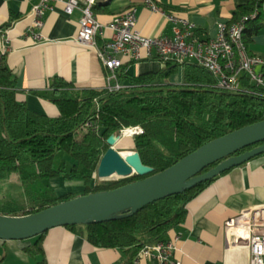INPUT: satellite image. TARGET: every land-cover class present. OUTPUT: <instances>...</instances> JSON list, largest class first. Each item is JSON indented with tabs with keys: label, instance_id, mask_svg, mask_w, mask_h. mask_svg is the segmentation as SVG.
Returning a JSON list of instances; mask_svg holds the SVG:
<instances>
[{
	"label": "trees",
	"instance_id": "trees-1",
	"mask_svg": "<svg viewBox=\"0 0 264 264\" xmlns=\"http://www.w3.org/2000/svg\"><path fill=\"white\" fill-rule=\"evenodd\" d=\"M254 13L244 32L245 39L252 41L262 26L264 0L239 5L227 24ZM203 34L194 32L196 38L207 40ZM1 57L0 51V179L14 172L26 187L25 198L0 199L1 214L34 213L77 196L57 194L45 183L50 178L82 181L80 194L117 188L163 171L210 140L264 119V90L248 79L243 80L241 90L226 91L216 86V79L204 67L171 61L162 62L157 72L134 76L122 67L119 80L127 79L129 86L118 91L79 89L56 78L48 89L35 91L58 106L60 115L50 117L17 99V77ZM179 67L183 68V82L171 83L169 78ZM134 126L144 130L132 137L134 150L153 172L100 179L97 172L109 148L108 137ZM212 180L151 203L128 217L66 227L95 246L122 249L124 264H133L145 245L166 240L168 232L185 220L187 203ZM45 234L31 238L26 248L39 264H47Z\"/></svg>",
	"mask_w": 264,
	"mask_h": 264
},
{
	"label": "crops",
	"instance_id": "crops-1",
	"mask_svg": "<svg viewBox=\"0 0 264 264\" xmlns=\"http://www.w3.org/2000/svg\"><path fill=\"white\" fill-rule=\"evenodd\" d=\"M38 0H0V45L6 50L4 61L17 77V99L32 111L58 117L60 110L50 100L35 94L48 89L61 78L79 89H103L107 86L106 69L92 48L75 40L81 12L71 14L63 3H54L45 17L42 40L34 43L25 32L31 24V11ZM165 10L187 18L203 39L218 34V24L227 23L239 5L249 0H155ZM138 7L136 28L144 36L172 34V23L159 11L145 5V0H97L94 7L103 24V39L112 36L110 22L116 14ZM262 26L247 41L252 53L264 56V16ZM162 62L157 58L137 62L125 61V71L134 76L157 72ZM171 83L183 82V68L169 78ZM129 84L126 79L121 81ZM16 180L18 177L16 175ZM57 194H80L81 181L54 177L45 181ZM264 206V154L233 167L215 177L186 206L185 220L171 229L167 239L178 238L174 259L181 264H250V251L242 245L227 244L225 223L243 211ZM28 240L0 239V264H39L26 248ZM44 257L47 264H124L126 253L120 248L98 247L66 226L46 232ZM133 264H170L157 259L140 258Z\"/></svg>",
	"mask_w": 264,
	"mask_h": 264
},
{
	"label": "built area",
	"instance_id": "built-area-1",
	"mask_svg": "<svg viewBox=\"0 0 264 264\" xmlns=\"http://www.w3.org/2000/svg\"><path fill=\"white\" fill-rule=\"evenodd\" d=\"M97 0H38L32 7L31 24L25 32L34 43L42 40L45 17L54 3H63L71 14L81 12L76 42L92 48L98 54L106 69L109 91H118L129 86L119 80V70L125 61L137 62L157 58L161 62L178 64L186 62L204 67L216 79V86L226 91H239L243 80L248 79L257 89L264 90V56L250 51L244 32L249 18L244 16L232 23H219L218 34L214 38L201 40L194 36L193 24L185 17L175 15L160 7L155 0H145V5L161 12L172 23V34L160 37L144 36L136 28L138 7L133 6L116 14L110 22L113 34L99 43L103 35V24L98 20L94 7ZM1 43V41H0ZM1 58L6 50L1 48ZM2 59H0L1 61ZM130 130V137L144 132L140 126ZM227 244L242 245L250 251V264H264V206L243 211L225 223ZM177 240L166 239L145 245L138 253L140 258L157 259L162 263L181 264L174 259Z\"/></svg>",
	"mask_w": 264,
	"mask_h": 264
},
{
	"label": "water",
	"instance_id": "water-1",
	"mask_svg": "<svg viewBox=\"0 0 264 264\" xmlns=\"http://www.w3.org/2000/svg\"><path fill=\"white\" fill-rule=\"evenodd\" d=\"M120 139L121 132L108 137L109 148L101 158L98 177L125 178L152 173L153 168L143 163L137 150L120 152L116 148ZM263 154L264 119L210 140L165 170L143 179L109 190L78 195L34 213H0V239L28 240L59 226L128 217L151 203L183 193Z\"/></svg>",
	"mask_w": 264,
	"mask_h": 264
},
{
	"label": "rangeland",
	"instance_id": "rangeland-1",
	"mask_svg": "<svg viewBox=\"0 0 264 264\" xmlns=\"http://www.w3.org/2000/svg\"><path fill=\"white\" fill-rule=\"evenodd\" d=\"M124 133V132H123ZM122 133V134H123ZM133 138L123 135L120 142L116 145V148L120 152H125L134 149ZM16 173L11 172L5 179H0V199H11V198H25L26 187L16 180ZM110 179H119L112 177ZM82 182V181H81Z\"/></svg>",
	"mask_w": 264,
	"mask_h": 264
},
{
	"label": "bare ground",
	"instance_id": "bare-ground-1",
	"mask_svg": "<svg viewBox=\"0 0 264 264\" xmlns=\"http://www.w3.org/2000/svg\"><path fill=\"white\" fill-rule=\"evenodd\" d=\"M123 135H125V137L130 136V130L124 131V133L121 134V139H122ZM121 139H120V140H121ZM119 142H120V141H119Z\"/></svg>",
	"mask_w": 264,
	"mask_h": 264
}]
</instances>
